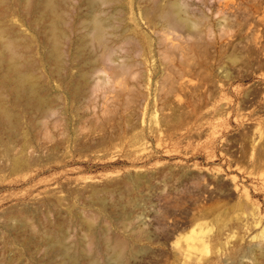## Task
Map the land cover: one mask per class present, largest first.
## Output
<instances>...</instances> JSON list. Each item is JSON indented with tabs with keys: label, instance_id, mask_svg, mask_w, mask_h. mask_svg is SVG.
Returning <instances> with one entry per match:
<instances>
[{
	"label": "rangeland",
	"instance_id": "rangeland-1",
	"mask_svg": "<svg viewBox=\"0 0 264 264\" xmlns=\"http://www.w3.org/2000/svg\"><path fill=\"white\" fill-rule=\"evenodd\" d=\"M60 1L59 68L52 14L6 23L51 112L0 86V264H264V0H102L103 49Z\"/></svg>",
	"mask_w": 264,
	"mask_h": 264
},
{
	"label": "bare ground",
	"instance_id": "bare-ground-1",
	"mask_svg": "<svg viewBox=\"0 0 264 264\" xmlns=\"http://www.w3.org/2000/svg\"><path fill=\"white\" fill-rule=\"evenodd\" d=\"M105 1H107V0H105ZM60 2H62V0ZM98 2H102L103 3L104 1H102V0H100V1L99 0H86L85 3L88 4L91 12L89 11L90 12V14H88L89 16L86 14V16H88V22L87 21L86 22L84 21V22L88 23V26L85 27V28H87V27L89 28L88 35L90 37H88V38H91L90 40L94 39L93 41H97L98 44H102V46H100V45L99 46L102 47V49H103V46H104V39H103V37H104L103 36L104 27H103V23H106V22L105 21L103 22V20H102L103 18L102 19L98 18L93 13L95 11L96 7H98V5H99ZM12 3H13V4H11L12 7H10L9 5H7V2H5V0H0V8L2 7V9L0 10V74L2 72V74L0 75L1 76V78H0V86L6 88V93L9 95L13 107H17L18 104L21 103V105L23 106L24 110H28L30 108H33V109H35V112L37 110L42 115L43 114H47V113L50 114V112H51L50 110L51 109L49 110V107H47V103L45 101V99H47V98L41 97L42 94H40L41 95L40 96L38 94V92H40V91H37V89H36V86H35V81H36L35 77L36 76H33L32 75L33 72H30L31 67H33V66H31L32 64H30L28 62L29 60H27V59H26L27 60L26 62L25 61L21 62V61H23L25 59L21 60L23 55L22 54H21L22 56L19 55V53L21 52V51L19 52V49L22 50L21 49L22 46H20L21 47L20 48L19 45H17V42H18L17 39L20 38L18 36H17L18 38L16 37V34L18 32H14L13 31L14 29L11 27L12 25L8 26V24H6V23L8 22L7 21L8 16H10V9L12 10L13 7H22L21 10H24L25 12L28 9L31 8L34 11L37 10L36 12H39L42 15H44L43 13H45V16H46L47 13H50V15L52 14L51 16L53 17V20L51 19V16H50V19L52 20V22H51L50 26L48 25L49 27L47 28L48 30H47V33H46L49 36L50 48H51L50 55H49L50 57L49 58L53 62H55V63L52 62V65L56 64L57 67L59 68L60 62H61V51L59 49V45H60L59 43H60V39L63 37L62 32H60L58 30V25H59L58 24V20L60 18L58 19L59 15L57 14L58 12H56V9L58 8L56 5H57V3H59V0H36L32 4L29 3V0H13ZM103 5H105V4H103ZM87 8L88 7H86V9ZM171 9H173V8H171ZM172 11L174 12V10H172ZM13 12H14V10H13ZM172 13H169V15L167 14L168 15L167 17H169L170 20L168 18L167 19H168L169 22L171 21L170 22L171 25L175 24V26H176V24L180 23V21L177 22L178 20H176V18L173 16ZM24 15H26V14H24ZM24 15H23V17H24ZM42 15H41V17H42ZM25 18H24V20H25ZM47 18H49V17H47ZM61 21H59V22H61ZM80 23H82V21ZM33 24H34V22H33ZM84 25H87V24H84ZM15 30H16V28H15ZM21 31H22V29H21ZM19 34H21V33H19ZM88 35H84V36H88ZM21 36H22V34H21ZM102 39H103V43H102ZM21 40L23 41V40H25V38L21 37ZM19 41H20V39H19ZM27 50H28V48H27ZM80 50H81V48H80ZM102 51L104 52V50H102ZM25 53H27V52H25ZM102 55H103L102 57L104 59L110 58L109 57L110 53L107 50ZM47 59L48 58H46V60ZM54 67L56 68L55 65H54ZM37 78H39V77H37ZM85 78H86V76H85ZM85 78H81V79H85ZM1 96L2 95L0 93V129H2L1 127L3 125H5V123H9V122L11 123V121H13V123H14V121L16 119L18 120V118H20V117H18L19 114L16 115L15 113L11 112L7 107L4 106V104L2 103L3 97H1ZM14 124L17 125L18 123H16V121H15ZM8 125H10V124H8ZM7 127H9V126H7ZM11 127H12V125H11ZM9 129H10V127H9ZM14 130L16 131L15 128H14ZM14 130H13V132H14ZM10 131H12V130H10ZM28 143H29V141H28ZM187 239L190 240V241H193L194 237L193 236H189ZM58 242L59 241L57 240L56 241L57 250L62 254L63 257L65 256L66 258H68V261H69L68 263L74 264L75 258L72 255H69L67 250H66V248L61 246V244L58 243ZM115 256H118V255L115 254ZM118 257H116V258H118ZM92 264H97V263L93 262Z\"/></svg>",
	"mask_w": 264,
	"mask_h": 264
}]
</instances>
